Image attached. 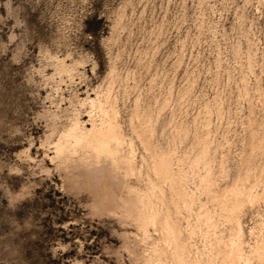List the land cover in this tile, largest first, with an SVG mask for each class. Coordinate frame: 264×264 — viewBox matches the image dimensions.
<instances>
[{
	"label": "rangeland",
	"instance_id": "374dc122",
	"mask_svg": "<svg viewBox=\"0 0 264 264\" xmlns=\"http://www.w3.org/2000/svg\"><path fill=\"white\" fill-rule=\"evenodd\" d=\"M103 114L122 139L83 147ZM159 154L199 204L254 189L264 241V0H0V264H164Z\"/></svg>",
	"mask_w": 264,
	"mask_h": 264
},
{
	"label": "bare ground",
	"instance_id": "6f19581e",
	"mask_svg": "<svg viewBox=\"0 0 264 264\" xmlns=\"http://www.w3.org/2000/svg\"><path fill=\"white\" fill-rule=\"evenodd\" d=\"M101 108L106 112L103 107ZM103 115L105 117L99 126L94 124L91 129H86L83 132L85 136L82 138L86 141L83 147L91 146L92 149L101 152L100 149H103L104 145L107 147L112 140L114 142L122 139L118 123L108 119L105 114ZM84 140L83 142H85ZM106 147L104 146V148ZM170 163L169 155H158L155 167L163 181H156L150 176L148 185L149 198L152 202L149 206H143L144 212L149 214L154 212L155 220L153 222L155 221L159 226L163 240L159 256L163 263L250 264L251 259L257 257L263 260L260 264H264V241L248 250L245 245V228L241 219V213L248 206L246 203L254 200V189L236 186L231 190L234 191L235 197L229 200V195L221 196L215 182L209 181L205 185L209 199L207 202L199 204L194 194L190 192L188 185L183 181L182 174L178 173L177 176L172 171ZM111 187L113 186L110 185ZM124 190L117 188L112 191L115 195L123 196L125 195ZM127 190L130 194L139 195L146 192L142 187L128 186ZM217 204L223 210L231 211L227 218L232 220L234 225L229 226V234L224 235L226 227L224 229L219 227L221 215L217 211ZM184 209L188 210L187 215L184 213ZM227 236H230L228 240H226Z\"/></svg>",
	"mask_w": 264,
	"mask_h": 264
}]
</instances>
